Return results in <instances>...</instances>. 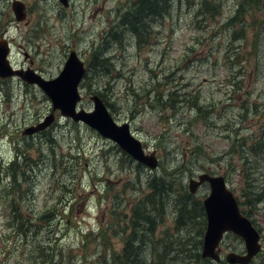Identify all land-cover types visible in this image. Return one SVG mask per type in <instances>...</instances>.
I'll use <instances>...</instances> for the list:
<instances>
[{
    "label": "rangeland",
    "instance_id": "374dc122",
    "mask_svg": "<svg viewBox=\"0 0 264 264\" xmlns=\"http://www.w3.org/2000/svg\"><path fill=\"white\" fill-rule=\"evenodd\" d=\"M21 1L27 17L17 21L13 0H0L11 65L51 79L75 49L88 69L79 108L92 110L90 97L99 95L156 152L159 167L151 171L59 111L40 133L23 134L52 113L51 99L19 77H0V264H38L37 244L57 252L46 264H99L94 254L105 249L108 264H121L134 230L135 245L141 236L146 243L144 264H206L210 257L195 255L210 185L189 191V180L203 172L225 175L262 236L250 264H264V0H168L163 15L145 18L140 43L120 25L140 0ZM196 95L202 111L191 106ZM10 200L21 213L51 211L32 240L15 234ZM144 214L163 215L154 233ZM221 248L223 256L241 253L245 243L226 234Z\"/></svg>",
    "mask_w": 264,
    "mask_h": 264
},
{
    "label": "water",
    "instance_id": "95a60500",
    "mask_svg": "<svg viewBox=\"0 0 264 264\" xmlns=\"http://www.w3.org/2000/svg\"><path fill=\"white\" fill-rule=\"evenodd\" d=\"M60 1L64 6L69 5V0ZM12 8L17 21L26 19L27 10L23 1L13 0ZM10 49L8 41L1 38L0 77L18 76L28 83L38 85L50 97L53 104L52 113L43 121L26 128L23 134H36L46 129L53 123L55 112L60 110L62 116L70 117L75 122L82 121L96 129L102 136L113 139L138 162L152 170L157 168L156 152L147 153L145 144L132 134L130 124L127 122L117 123L99 95L91 96L94 110L78 109V103L82 100L79 84L85 76L87 68L75 49L71 51L59 75L52 79H46L31 67L27 69L13 68L8 58ZM204 183H209L210 193L203 202L207 227L203 238L202 257H210L212 260L220 262V244L227 232H233L244 240L246 251L244 253L231 251L226 254V261L230 264L250 263L262 248L260 233L252 221L242 213L235 195L227 187L225 176L203 172L197 178L189 180L190 192H197Z\"/></svg>",
    "mask_w": 264,
    "mask_h": 264
},
{
    "label": "trees",
    "instance_id": "16d2710c",
    "mask_svg": "<svg viewBox=\"0 0 264 264\" xmlns=\"http://www.w3.org/2000/svg\"><path fill=\"white\" fill-rule=\"evenodd\" d=\"M139 6L138 8L134 11H132L131 14V19H126L123 21L124 16L121 23L123 22V27L124 28H128V30H130V32L135 36V38H138L139 43L142 41V36H143V31H147V27H148V22H146V17L147 16H155V15H163V12L166 10L167 6H168V0H140L139 1ZM158 4V5H157ZM147 12V14H144V12ZM109 34L115 35L117 36V32H114V30H112ZM121 36V33H120ZM169 102H170V107L171 108H175V103L177 101L176 96L177 93L174 92H170L169 93ZM185 97H192L193 95L191 94V92L189 93H184ZM199 96L196 95L192 100H191V106L195 107L198 111H202L201 110V106L200 105V101L198 100ZM197 99V100H196ZM196 100V101H195ZM201 113V112H200ZM150 188L152 189V191L155 189L153 186L150 185ZM156 192V189H155ZM13 200H10V203L13 204ZM11 225L14 228V232H16L15 234H17V236H20L23 240H32L33 235L35 233H37V229L38 226H36V224L41 221L43 219H45L46 215L49 216V214H52L51 211H47L48 214L46 212H44L41 215H32L30 213L26 214V213H21L19 211V208L13 204L11 206ZM201 212L204 214L203 220L206 216V212H205V208L204 205L201 207ZM136 210H140L139 208H136ZM246 214V213H245ZM247 215V214H246ZM135 216H140L138 212H135ZM161 217L163 218V215H160L159 219H161ZM141 218L147 223V227L145 228L147 231L154 233L159 225V219L158 221H155L152 218L147 217L146 214L142 215ZM195 219V214L192 215L191 217H189L187 220H185L182 224V226L187 225V223L189 221H194ZM38 221V222H37ZM141 231V229H138V233ZM204 231H205V227L202 228V231L199 235V240L201 239V241L199 242V245L203 248V241L202 238L204 237ZM34 232V233H33ZM88 234V233H86ZM132 236V237H131ZM131 236H129L123 246L122 252L120 254L121 257V264H144V260L143 258L146 257V247L144 245H146V243H144L145 241L143 240L144 238L141 236L142 241L141 243H139L137 246L135 245V243L139 242L138 241V237L139 234L136 233V231L134 230L131 233ZM138 236V237H137ZM146 238V237H145ZM83 244V243H82ZM200 247V248H201ZM37 248L38 250H40L42 253L38 254V256H35V262L38 264H46L47 260L50 259L51 261L57 256V252L54 249H51V246H40L39 244H37ZM146 248V249H145ZM95 257H97V259L99 260V264H108L110 258L109 256H111V254L105 249L103 251H100L99 253L94 254ZM162 256V255H161ZM197 260H200L202 257V251L200 253H196L195 255ZM203 258V257H202ZM85 260V256L83 258H81L82 260ZM84 262V261H82ZM226 262L225 260H222L221 263ZM56 263V262H55ZM55 263H50V264H55ZM220 264V263H216L213 260H209L206 262V264Z\"/></svg>",
    "mask_w": 264,
    "mask_h": 264
}]
</instances>
